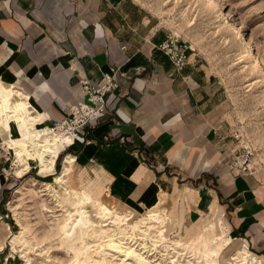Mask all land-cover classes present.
<instances>
[{"label":"crops","instance_id":"0c3cea01","mask_svg":"<svg viewBox=\"0 0 264 264\" xmlns=\"http://www.w3.org/2000/svg\"><path fill=\"white\" fill-rule=\"evenodd\" d=\"M164 23L137 0H0V87L35 124L53 126L86 100L81 79L113 74L107 111L60 152L68 186L111 206L165 213L173 229L218 226L219 256L237 243L264 264V185L232 165L238 145L211 64L189 50L176 71L158 49ZM9 164L0 152V211Z\"/></svg>","mask_w":264,"mask_h":264},{"label":"rangeland","instance_id":"374dc122","mask_svg":"<svg viewBox=\"0 0 264 264\" xmlns=\"http://www.w3.org/2000/svg\"><path fill=\"white\" fill-rule=\"evenodd\" d=\"M137 1L162 18L169 31L186 40L191 50L211 64L225 93V116L254 149L252 171L264 185V0ZM232 26H237L238 34ZM0 140L7 144L8 149L1 152L10 163V188L2 200L5 209L0 211V249L4 248L0 264H122V255L101 251L99 243L104 244L106 233L118 234L129 250L137 248L124 264H262L257 257L253 261L249 250L245 258L244 248L235 249L237 243L227 247L224 258L219 254L209 257L207 251H213L221 242L223 232L218 226L192 233L173 229L166 220L164 235L162 225L151 218L161 219L165 213L155 209L138 213L111 206L105 200L107 204L101 203L92 196L86 202L83 193L71 192L66 176L64 185L55 180L64 171V153L57 154L52 170L42 171L37 162L16 158L8 134L0 131ZM82 202L88 216L78 221ZM106 206L117 208L120 218H107ZM151 213L155 215L148 218ZM128 216L132 219L124 221ZM132 222H137L139 229L127 238ZM3 223L8 224L7 230ZM145 249L148 251L142 252Z\"/></svg>","mask_w":264,"mask_h":264},{"label":"bare ground","instance_id":"6f19581e","mask_svg":"<svg viewBox=\"0 0 264 264\" xmlns=\"http://www.w3.org/2000/svg\"><path fill=\"white\" fill-rule=\"evenodd\" d=\"M208 3H212L213 0H207ZM232 30L238 34L237 26H232ZM52 126H47L43 123H36L34 119L29 115L25 105L18 100V97L12 93V91L7 92L0 87V131L5 132L9 136V146L14 151L17 159H21L27 163L37 162L40 166V170H52L55 162V157L57 154L66 146L74 144L75 140L70 136H66L60 133H54L50 131ZM13 128L16 130L17 134H13ZM3 143V142H2ZM4 149L7 148V144H4ZM25 167V165H24ZM17 173V172H16ZM19 173V172H18ZM64 173H60L55 177V180L58 181L61 185H64L65 179L63 178ZM76 190V189H75ZM74 192V190H71ZM85 201L89 202L91 199L84 195ZM102 207V206H101ZM106 210L107 218H112L113 216L116 218H120L116 214V209L112 210L109 207H104ZM84 205L83 202L80 204L77 213H81L78 217V221H81L82 217H87L88 215L84 213ZM73 213V214H77ZM112 216V217H111ZM154 214H149L147 217L151 218ZM132 216L126 217L124 221H130ZM153 222H158L162 225L161 233L165 235L167 230V225L165 221L168 220V216H164L161 219L151 218ZM119 220L121 224H125V222ZM150 222V221H149ZM148 222V223H149ZM127 223V222H126ZM147 223V222H146ZM78 223H75L77 225ZM105 226V224H102ZM132 231L127 238H132L134 229H139L137 222L131 223ZM127 235V234H126ZM122 237V236H121ZM140 237V236H139ZM119 235L114 233H106L105 239L102 240V243H99L101 251H104V254H119L122 255L123 258L122 264L126 263L130 259V253L136 251L135 248L129 250L127 246H125L124 242L119 239ZM132 239H130V242ZM124 245V246H123ZM127 245V244H126ZM134 245V243H133ZM138 246V245H137ZM147 247V246H146ZM144 246H140V249L146 248ZM125 248V249H123ZM222 248V244L218 246H214L213 251H207V255L218 256L220 250ZM248 251V248H245ZM145 249L142 252H147ZM79 250H75L74 254H78ZM136 256L142 258L140 253H135ZM236 259V256L232 258ZM253 261H256L254 257H252ZM259 261V259H258ZM237 263V262H236Z\"/></svg>","mask_w":264,"mask_h":264},{"label":"built area","instance_id":"2783aa9c","mask_svg":"<svg viewBox=\"0 0 264 264\" xmlns=\"http://www.w3.org/2000/svg\"><path fill=\"white\" fill-rule=\"evenodd\" d=\"M157 47L170 59L176 71L182 70L188 60V51L191 50L190 44L172 31L167 33L165 40ZM80 82L87 95L86 100H78L70 106L68 114L50 128L51 132L70 136L74 140L83 134L87 126L96 124L100 116L107 111L109 106L106 93L117 85L115 76L109 73L103 74L102 81L97 84L86 78ZM231 136L238 145L233 153L232 165L241 172L252 174L254 149L238 130H234ZM3 150L4 145L0 140V152Z\"/></svg>","mask_w":264,"mask_h":264}]
</instances>
